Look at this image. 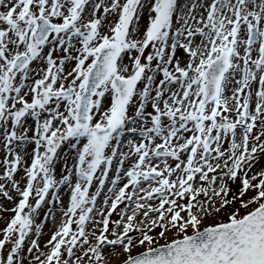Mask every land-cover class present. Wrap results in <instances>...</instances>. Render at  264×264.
<instances>
[{
  "label": "snow or ice",
  "instance_id": "obj_1",
  "mask_svg": "<svg viewBox=\"0 0 264 264\" xmlns=\"http://www.w3.org/2000/svg\"><path fill=\"white\" fill-rule=\"evenodd\" d=\"M0 199V264H264V0H0Z\"/></svg>",
  "mask_w": 264,
  "mask_h": 264
},
{
  "label": "rangeland",
  "instance_id": "obj_2",
  "mask_svg": "<svg viewBox=\"0 0 264 264\" xmlns=\"http://www.w3.org/2000/svg\"><path fill=\"white\" fill-rule=\"evenodd\" d=\"M11 194L12 195H15V193H11ZM0 204H3L6 207H11L12 206V204H11L10 201H6V200H3V199H0ZM3 215L5 217H8V216L11 215V213H4ZM49 225H50V223L49 224H46V226L44 227V230L43 231H44L45 235L41 237V244L42 245H43L44 241L48 238V233L47 232H50L49 231L50 230ZM2 226H3V222L0 221V227H2ZM161 242H163V241H161Z\"/></svg>",
  "mask_w": 264,
  "mask_h": 264
},
{
  "label": "bare ground",
  "instance_id": "obj_3",
  "mask_svg": "<svg viewBox=\"0 0 264 264\" xmlns=\"http://www.w3.org/2000/svg\"><path fill=\"white\" fill-rule=\"evenodd\" d=\"M58 222H59V217H57V223H58ZM48 224H49V223H48ZM53 227H54V225H53L52 223H50V225H49L50 230L53 229ZM50 230H49V231H50ZM47 233L49 234V232H47Z\"/></svg>",
  "mask_w": 264,
  "mask_h": 264
}]
</instances>
